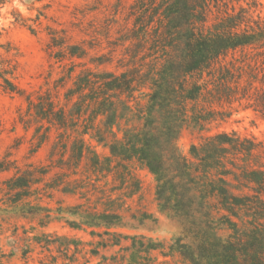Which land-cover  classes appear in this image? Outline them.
<instances>
[{"label": "trees", "instance_id": "16d2710c", "mask_svg": "<svg viewBox=\"0 0 264 264\" xmlns=\"http://www.w3.org/2000/svg\"><path fill=\"white\" fill-rule=\"evenodd\" d=\"M122 5L115 14L124 13ZM86 9L96 8L80 13ZM112 24L120 25L114 39ZM76 27L103 36L109 52L91 58L97 69L86 68L75 60L101 42L71 43L66 30L49 28V58L70 63L34 99L13 82L16 63H0L1 90L25 98L18 123L33 129V151L54 134L48 165L23 170L7 155L0 161V173L15 170L0 182V235L11 230L12 247L5 254L0 245V264L15 252L27 259L37 246L50 253L46 264H152L155 253L183 264H264V135L212 132L240 107L264 119L261 4L134 0L103 33L102 25ZM113 63L120 72L99 69ZM184 131L198 140L189 158L178 144ZM139 171L152 176L157 212L176 229L168 244L124 231L158 222L135 205ZM53 192L82 201L43 205ZM21 220L43 229L62 222L92 240L30 236L37 226L28 231Z\"/></svg>", "mask_w": 264, "mask_h": 264}, {"label": "rangeland", "instance_id": "374dc122", "mask_svg": "<svg viewBox=\"0 0 264 264\" xmlns=\"http://www.w3.org/2000/svg\"><path fill=\"white\" fill-rule=\"evenodd\" d=\"M261 4V10L264 14V0H257ZM124 13L115 14L118 0H0V63L6 59H12L17 65V71L13 82L23 89L27 95H31L34 99L37 93L46 88L53 87V81L62 74L63 66L69 65L70 61L65 60L62 63H55L54 59L49 58L46 52V45L49 41L50 29H64L70 37L71 43L86 44L101 42L100 46H96L90 51L87 58L83 60H75L76 63L85 64L84 67L97 69L92 63L91 58L107 54L110 50L105 38L102 36L85 35L76 27L80 23L81 28H87L89 23L95 24L98 27L105 26L110 20L121 22L125 12L134 0H122ZM21 4L24 7V12H21L14 5ZM85 8H96L91 12L81 14L80 10ZM18 15L20 17L18 18ZM10 18V19H9ZM17 19V20H16ZM21 19V20H20ZM7 20V24L3 23ZM120 25L112 24L111 34L112 39L117 37V30ZM33 29V31H31ZM98 37L96 40H92ZM116 56L120 57L118 49ZM116 60V59H115ZM107 69L110 71H118L116 63L112 65H102L99 69ZM80 68L77 69V72ZM1 84V81H0ZM70 83L68 84V86ZM26 102L24 96L17 94L4 93L0 87V161L6 155L7 158L14 162L20 169H27L29 165L46 166L50 163L49 151L54 141V134H51L49 141L45 142L36 151L32 147L33 129L26 131L21 124L18 123V111L25 110ZM236 132L241 136L262 138L264 135V119L255 114L252 110H244L241 107L233 111L232 115L225 122L221 123L216 131ZM195 136H191L187 131H184L178 141V144L183 154L189 158V147L192 143H197ZM99 153L106 154L101 148ZM15 170L0 173V182L5 181L14 174ZM46 178L49 180L53 173ZM139 177L143 182V190L138 199L136 196L134 202L137 206L152 214L157 223L146 222L144 226L136 230H124L131 234H144L153 238L156 241H161L166 244L177 235L176 229L168 223L164 216L157 212L156 203L154 201V181L152 176L146 171H139ZM47 180V181H48ZM82 200L77 195H63L58 192H53L52 197L43 198V205L56 208L61 206H74L81 203ZM133 202V203H134ZM21 225L28 231L31 227H36V222L21 220ZM64 224L53 222L47 228L43 229L37 226V230L30 233L34 236L41 232L53 234L56 232L59 235H68L81 238L82 241H91L92 238L83 231H72L65 228ZM7 227V226H6ZM11 230L5 231L0 235V245L5 254H9L12 250L10 244ZM8 237V238H7ZM97 238L93 239L96 241ZM52 254L57 256L58 253L52 249ZM156 260L152 264H183L179 257H163L159 253H155ZM50 260V253L42 251L37 246L34 248L27 259L22 258L19 252H15L13 256L7 258V264H46ZM98 263V260L93 259L91 264ZM57 264H61L59 261Z\"/></svg>", "mask_w": 264, "mask_h": 264}, {"label": "clouds", "instance_id": "9594fccd", "mask_svg": "<svg viewBox=\"0 0 264 264\" xmlns=\"http://www.w3.org/2000/svg\"><path fill=\"white\" fill-rule=\"evenodd\" d=\"M16 8H18L21 12H24V7L21 5V4H19V3H16L15 5H14ZM10 19V18H9ZM7 20H4L3 21V23H5V24H7Z\"/></svg>", "mask_w": 264, "mask_h": 264}]
</instances>
